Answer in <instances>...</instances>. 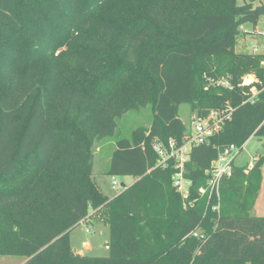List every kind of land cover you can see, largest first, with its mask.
Instances as JSON below:
<instances>
[{
    "label": "trees",
    "instance_id": "trees-1",
    "mask_svg": "<svg viewBox=\"0 0 264 264\" xmlns=\"http://www.w3.org/2000/svg\"><path fill=\"white\" fill-rule=\"evenodd\" d=\"M263 16L255 0H0V257L264 264V217L251 215L264 157L247 174L232 164L218 197L198 194L225 148L264 138V55L235 52L240 27ZM246 75L257 80L252 104L250 87L239 86ZM217 79L232 91L207 82ZM148 105V127L118 136L122 112ZM182 105L200 116L233 109L221 131L191 148L185 204L172 187L173 160L156 167L152 145H180ZM107 139L105 175L134 179L113 198L92 172ZM84 223L108 227L106 257L71 248Z\"/></svg>",
    "mask_w": 264,
    "mask_h": 264
},
{
    "label": "rangeland",
    "instance_id": "rangeland-1",
    "mask_svg": "<svg viewBox=\"0 0 264 264\" xmlns=\"http://www.w3.org/2000/svg\"><path fill=\"white\" fill-rule=\"evenodd\" d=\"M244 1L249 0H236L240 5ZM264 2V0H255V3ZM240 34L238 43L235 47L236 53H248L251 47L256 46L257 53L264 54V16L260 17L256 22L255 27L251 24H246L240 27ZM247 31V32H246ZM254 33V34H253ZM249 34L252 35L249 37ZM255 37V39H253ZM192 116L191 108L187 105L179 107V117L182 123L187 126L190 117ZM151 120V112L149 105L145 108H137L136 110H125L122 112L121 117L118 118L116 123L118 136L129 137L131 132L137 127H148ZM113 140H105L97 143L95 148L92 172L93 176L102 191V193L109 198L115 197L120 191V185L125 187L131 185L134 179L131 177L123 176H107L106 170L109 166V157L113 147ZM264 157V138L258 139L252 136L242 146L238 157L234 160L237 165H244L253 162L255 153ZM260 173L262 176L261 187L258 191L259 197L256 200L255 207L253 206L252 212L264 216V160L260 165ZM114 179L118 187L111 186V179ZM91 228L89 232L86 230ZM70 246L77 252L92 257H106L108 251L105 246L108 243V227L103 224L84 223L74 228L70 235ZM0 264H22V260L15 257H0Z\"/></svg>",
    "mask_w": 264,
    "mask_h": 264
},
{
    "label": "built area",
    "instance_id": "built-area-1",
    "mask_svg": "<svg viewBox=\"0 0 264 264\" xmlns=\"http://www.w3.org/2000/svg\"><path fill=\"white\" fill-rule=\"evenodd\" d=\"M248 54L257 55L256 46L251 47ZM264 55V54H261ZM261 67L264 69V61L261 62ZM209 85L221 88L225 91H232L233 87L227 79L207 80ZM257 80L254 75H246L243 77L240 87H250L249 99L246 102L252 104L255 100L258 91L254 87ZM244 104V103H243ZM233 109L229 106H224L220 110H213L205 115L194 114L190 117L187 125V132L181 138L180 145L176 140L169 138L165 144L155 141L152 143L153 149L156 152L158 159L156 167L166 168L169 160H173L174 173L171 177L172 187L177 194L180 195L182 201L189 203L190 198V181L184 178V164L189 160V153L193 146L204 144L208 137H211L221 131L223 125L230 121ZM240 149L230 145L220 153L216 160L212 161L206 175H208L207 187L201 188L198 192L199 196L207 194L208 199L215 194L218 197V185L223 176H229L234 159L238 156ZM251 169L250 166L243 170L244 174ZM111 186L118 187L116 181L111 179ZM191 203V202H190ZM91 228L86 231L89 232ZM197 236V233L193 234ZM107 250L108 247L105 246Z\"/></svg>",
    "mask_w": 264,
    "mask_h": 264
},
{
    "label": "crops",
    "instance_id": "crops-1",
    "mask_svg": "<svg viewBox=\"0 0 264 264\" xmlns=\"http://www.w3.org/2000/svg\"><path fill=\"white\" fill-rule=\"evenodd\" d=\"M247 32V31H246ZM254 34V33H253ZM252 35H250L249 34V37H251ZM253 39H255V37L253 38ZM263 44H264V39H263ZM264 46V45H263ZM260 54H263V53H260ZM192 115H194V114H192ZM188 125V124H187ZM186 132H187V126H186ZM248 141V140H247ZM242 149V148H241ZM241 151V150H240ZM240 153V152H239ZM239 155V154H238ZM238 157V156H237ZM236 157V158H237ZM261 156L260 155H258V152H256L255 153V155H254V158L252 159L253 160V162L252 163H249L248 165L247 164H244V165H237L234 161H233V164H234V166H237V167H245V166H250L251 168L253 167V165H254V163L260 158ZM235 158V159H236ZM234 159V160H235ZM261 181H262V176H261ZM260 187H261V183H260ZM260 189V188H259ZM259 197V194H257V197H256V200H257V198ZM256 200H255V203H254V207H255V205H256ZM254 208H252V210H253ZM251 215H253V216H258V217H264V216H260V214H254L252 211H251ZM80 253V252H79Z\"/></svg>",
    "mask_w": 264,
    "mask_h": 264
},
{
    "label": "water",
    "instance_id": "water-1",
    "mask_svg": "<svg viewBox=\"0 0 264 264\" xmlns=\"http://www.w3.org/2000/svg\"><path fill=\"white\" fill-rule=\"evenodd\" d=\"M125 186L123 184L120 185V189H124Z\"/></svg>",
    "mask_w": 264,
    "mask_h": 264
}]
</instances>
